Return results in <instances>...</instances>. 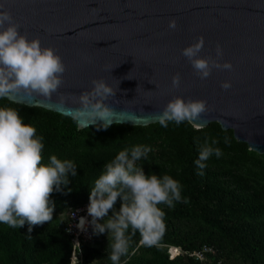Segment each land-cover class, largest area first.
Listing matches in <instances>:
<instances>
[{
    "label": "water",
    "instance_id": "95a60500",
    "mask_svg": "<svg viewBox=\"0 0 264 264\" xmlns=\"http://www.w3.org/2000/svg\"><path fill=\"white\" fill-rule=\"evenodd\" d=\"M29 40L61 56L64 83L51 99L15 95L14 102L69 116L92 81L104 79L116 94L106 103L112 123L158 122L174 97L205 100L210 111L194 121L200 128L216 121L231 129L247 150L264 153V0H0ZM176 19L177 27H168ZM7 25H5L6 27ZM203 36L201 58L230 62L200 79L182 50ZM118 66V67H117ZM180 74L179 87L172 78ZM231 82L224 90L221 83ZM150 82V83H149ZM63 95L65 100L60 101ZM119 101V103H116ZM73 119V118H72ZM87 116L75 120L84 128ZM119 121V122H117ZM96 125L103 121L97 119Z\"/></svg>",
    "mask_w": 264,
    "mask_h": 264
},
{
    "label": "clouds",
    "instance_id": "9594fccd",
    "mask_svg": "<svg viewBox=\"0 0 264 264\" xmlns=\"http://www.w3.org/2000/svg\"><path fill=\"white\" fill-rule=\"evenodd\" d=\"M3 7L0 4V9ZM20 27L10 12L0 10V98L12 99L23 93L51 99L64 83L66 65L55 49L42 47L39 37L29 40L21 34ZM168 27L175 30L176 19H171ZM203 46L204 38L201 36L182 50V55L189 60L200 79L209 77L214 68L232 70L230 62H219L223 56L219 44L216 58H201L199 53ZM180 79L179 73L173 76V87H179ZM92 84L90 91L80 94L79 107L69 109V112L74 120L87 116L90 122L85 121L86 127L99 119L103 121L102 127L107 129L113 122L111 118L115 111L106 101L115 96L116 90L104 79L93 80ZM231 86L230 81L221 83L224 90ZM64 100L61 95L60 101ZM210 110L205 100H185L177 96L164 107L158 122L162 127H167L169 122L177 125L187 122L197 126L194 121L200 120ZM43 139L37 135L33 125L24 123L18 109L0 107V223L18 229L27 224L31 232L34 226L51 222L55 209L51 194L61 191L62 186L67 188L69 175H77V167L71 160H61L52 155L47 164L42 162ZM228 142L225 137V143ZM215 144V139L211 143L206 140L199 147L198 158L194 161L199 170L206 167L204 162L213 154L218 158L222 155L219 147H213ZM150 151L146 145L120 151L112 162L104 165L105 171L90 190L87 207L92 218L90 223L94 234L107 231L108 238L112 237L108 256L111 264H121V257L129 254L132 236L137 232L143 245H156L166 230V214L160 205L173 207L174 202L182 199L179 181L167 174L162 177L146 175L137 166L136 162L147 159ZM198 174L204 173L199 171ZM118 198L121 206L116 211L114 205ZM110 210L113 211L112 216H108ZM99 220L104 222L99 223ZM88 223L85 217H81L77 227L86 231ZM75 245L80 248L78 242Z\"/></svg>",
    "mask_w": 264,
    "mask_h": 264
},
{
    "label": "trees",
    "instance_id": "16d2710c",
    "mask_svg": "<svg viewBox=\"0 0 264 264\" xmlns=\"http://www.w3.org/2000/svg\"><path fill=\"white\" fill-rule=\"evenodd\" d=\"M0 107L18 109L24 123L33 125L37 135L43 136V163L47 164L52 155L75 163L77 175H69L67 188L62 186L61 191L51 194L55 209L75 206L86 200H81L80 194L92 180L91 172L98 167L99 156L104 150L120 152L142 142L157 140L180 150L174 179L182 186L183 202L172 208L160 207L166 214V230L162 238L156 245L146 246L140 242L141 237L137 232L132 236L129 254L121 257V264H209L189 254L199 250L201 245L217 250L211 264H216L217 259H220L219 264H264V186L248 183L246 174L251 169L244 175L240 174V177H234L236 189L230 199L235 202L221 205L227 211V221L230 223L214 221L206 216L204 209L211 194L209 189L212 188L207 184L217 172L207 164L203 170L194 164L199 147L206 140L211 143L215 139L217 144L213 147H219L222 152L249 158L254 165L253 174L264 181V153L247 150V144L236 140L231 129H222L216 121H210L200 128H194L187 122L179 125L169 122L167 127L154 122L146 125L112 123L107 129L96 124L77 128L71 117L43 107L28 106L7 98H0ZM225 137L228 143H225ZM199 171L204 174L199 175ZM182 215H193L204 221L210 227L209 232L216 230L227 249L210 236L189 240L186 235H179L171 222ZM63 227L46 222L34 226L29 232L27 224L18 229L0 223V264H69L71 241ZM162 243L178 246L179 253L168 257L166 247L160 245ZM80 250V258L73 264H90L91 261L111 264L109 252L88 247L84 241H80ZM202 254L210 256L206 251Z\"/></svg>",
    "mask_w": 264,
    "mask_h": 264
},
{
    "label": "rangeland",
    "instance_id": "374dc122",
    "mask_svg": "<svg viewBox=\"0 0 264 264\" xmlns=\"http://www.w3.org/2000/svg\"><path fill=\"white\" fill-rule=\"evenodd\" d=\"M139 145H146L151 148V151L148 153L147 159H141L136 162L137 166L141 167L146 175L157 174L163 176L165 174L170 175L173 179L176 176L175 165L177 157L180 154V150L174 146H170L167 143L157 140L142 142ZM119 152L104 150L99 156L100 162L95 172H91L92 180L87 184L82 193L80 194L81 200H89L90 190L94 186L95 180L105 171L104 165L110 163L114 160L116 155ZM211 169L217 170L216 174L212 176L208 184L210 197L205 202V213L207 217H212L216 222H226L229 218L227 217V211L221 206L222 203H233L235 200L230 199V195L234 193V188L236 189V180L234 177H240V174H246L248 170L247 179L248 183L255 184L256 186H264V181L259 180L253 174L254 165L251 163L249 158H242L237 154L225 153L222 152V155L218 158L214 154L209 157L207 161L204 162ZM246 172V173H245ZM85 200V201H86ZM84 202V201H83ZM183 202L181 199L178 202H174V206ZM121 206V200L117 201L114 205V209L119 211ZM173 206V207H174ZM74 206H62L58 209H54L53 220L51 221L55 226H64L70 223L71 211ZM161 208H167L166 205H160ZM172 208V207H169ZM193 213V211H191ZM113 211L110 210L108 216H112ZM214 215V217L212 216ZM216 216V217H215ZM107 219V218H106ZM99 223H103V220H99ZM171 226L178 231L179 235H186L189 240H199L206 236H210L214 241L223 244L224 249H227L225 243H222L216 230L209 232L210 227L202 220L194 217L193 215L186 216L182 215L178 218H173ZM63 227V229H64ZM112 237L109 236L107 231L103 234H94L92 228V236L90 239L85 240L84 243L88 247L93 249H98L103 252H111L109 248V241ZM161 246L166 247L168 257H172L178 254L180 248L173 244H160ZM197 253L201 254V259L211 264L215 259V248L211 246L201 245L199 250H194ZM206 251L210 256L203 255L202 252ZM79 259V256L72 255L70 257L69 264H73L76 260ZM216 264H219L220 259H217ZM90 264H100L96 261H91Z\"/></svg>",
    "mask_w": 264,
    "mask_h": 264
},
{
    "label": "built area",
    "instance_id": "2783aa9c",
    "mask_svg": "<svg viewBox=\"0 0 264 264\" xmlns=\"http://www.w3.org/2000/svg\"><path fill=\"white\" fill-rule=\"evenodd\" d=\"M88 205H89V200H86L80 204L75 205L71 211L70 223L68 225H66V227H64V229H63L66 233H68L70 235L71 248H72L71 253H70V257L72 255L77 254L80 258L81 250H80L79 246H77L75 244L78 242L80 245V241L88 240L92 236V225L90 223L92 218H91V216L88 215V212H87ZM81 217H85L89 221L86 231H81L77 227V224L79 223V219ZM189 254L196 257V258L201 259V254L195 252L194 250L191 251Z\"/></svg>",
    "mask_w": 264,
    "mask_h": 264
}]
</instances>
